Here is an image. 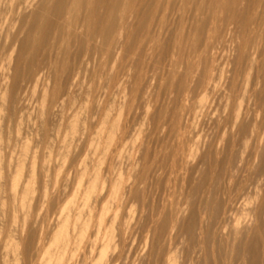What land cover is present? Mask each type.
Here are the masks:
<instances>
[{
  "label": "bare ground",
  "instance_id": "1",
  "mask_svg": "<svg viewBox=\"0 0 264 264\" xmlns=\"http://www.w3.org/2000/svg\"><path fill=\"white\" fill-rule=\"evenodd\" d=\"M183 1L185 3H189V5L192 3L196 4L194 7H196L195 10H197L198 14L195 15L193 18L191 15V19L189 20L188 23L190 24V26L189 25L187 26L189 27V31L182 32L178 36L175 35L176 36L175 40L174 38L172 39V41L173 40L175 41V43L173 44L174 48L172 49V51L170 49L172 47L171 44L165 41L166 39L164 38V36H162L161 31L157 29V27H159L160 24L164 22V17H161V13L165 6V0H13L11 3V9L14 12L16 18L15 20L17 22V24L15 23V25L17 26V30L16 32L12 31L10 37H12L11 39H13L17 45H19L18 43H20L19 46L20 48L17 46L19 50L15 51L17 53L15 57H13L14 54L12 53L13 56L10 55L11 57L9 56L10 58L9 57H8L9 59L7 58V63L9 62V64H7L8 69L5 67L7 69V72L4 73L5 83L2 85V89H1L2 92L0 94V118L2 117L3 112L5 110H7L6 113L8 116L7 115L6 116L9 117L10 120L16 118L17 113L19 112L17 111L19 110L18 109L19 101L21 100L20 92L21 89H24L23 87L24 84L26 85L29 82L34 84L36 83V85L41 84L43 85V91L41 93V104H40L41 108L39 107L40 112L38 113H40L39 116H41V127L44 132L43 137L44 139L47 138L49 135V130H48L49 129L48 123L50 120L49 117L51 118L50 115L53 112V107L59 102V100L62 97L61 95H63L64 92H66V95L67 94L71 95L70 94L71 90L74 89L72 87H74V85L77 84V83L75 84L74 81L75 80L74 72L76 70V66H78L79 64L80 66L83 65L84 58L85 59L87 58V61H91L94 59L96 60V57L99 54H105L109 57L113 55H117V57H119L122 60V62L125 61V59H127L129 55L130 56L131 54L134 55L135 56L133 62L134 67H132V70L134 71L133 68H135L136 72L130 78V80L128 78L126 84L128 87L132 86V91L134 93L142 94L144 92L143 85L139 83H142V72H143V66L145 65L144 57L146 56L147 52L151 53L150 56L152 57L153 55L151 59L155 58L154 59L155 65L158 68H160V70L163 72L160 73L159 75L160 80L158 82L160 86L165 87V88L163 87L164 88L163 91L167 89V91H165L164 93L168 92L167 94H170L171 92L172 94H174V96L171 94L173 97L170 98L171 100H169V102L167 101L168 104L164 103L163 105H161L160 104L161 102L159 103L161 105L160 106L161 109L160 111L158 109L157 111L158 113L157 112L156 113L154 112L155 114L150 113L151 110H148L149 109L147 108L148 104H146L147 114L153 116V118H151V116L149 115L150 119H153V121L155 120L156 122L155 121L153 122L152 120L150 121H152V124L153 123L154 125L156 124L155 126H157V129L160 127L162 122L169 121V124L167 123L168 126L170 125L169 135L170 137L174 135L173 136L174 138L172 139L170 138V139L171 142L174 139L173 141H175V144H172L174 143L172 142L171 143L172 145H170L169 141L167 143L166 140L165 145L164 143L162 144L165 146L163 148H165L166 150L163 149L162 146H159L161 147L160 148L161 151L163 150L161 152V154L163 153V155L165 151H166L165 154L168 153V151H170V154L168 153V156L162 155L163 158H161L160 155H158L160 154V152L158 151H157L158 153L156 152V150L159 149L158 148L155 150L158 157L154 159L153 156L154 152L151 150L152 147L150 148V152L152 151V155H150L151 153L148 150H146L147 143H145L144 145L142 144L141 146H143L144 152L142 151L141 152L144 154V157L142 153L140 151L139 152L141 153L140 160H142L141 162L143 163L141 164V162L138 160L139 162L138 163L134 162L131 166V169L129 170L130 171L129 179L132 180L134 179V181L131 182L130 185L128 184L129 186H126V182L121 175L115 180L113 179L111 190H108L109 192L107 193L108 197L106 195L104 196L103 199L100 198L102 194L99 193L100 192L99 183L101 179L99 167L102 159L101 161H99V163L97 162L98 164H96L95 166L96 168L95 173L93 174L92 178H90V182L88 186L85 187L86 189H84V193H82L84 194V198H83L84 200L82 204L83 209L80 210L79 213L77 214L78 218L77 221L75 222V226L78 227V233L77 236H75L77 239L75 241V245L79 247L84 243L85 239L87 238V233L92 223V219L84 218L85 216L84 213L88 208L91 207V201L95 199L96 201L93 200L94 202L102 203L105 197H107V200L109 198V201L104 205H102L101 209L98 212V216L96 215L97 218L96 224L98 227L97 241L101 239V244L99 248V253L92 264H105L106 262L113 261L112 259H114V256H111L112 254L110 255V258L108 257H109V253L115 248L118 247L121 248L120 249L121 251L119 252L120 256L123 253V250L125 251V247L127 244V232L128 229H130V223L125 218L123 219L122 217H120V215L115 214L110 224L109 223L108 225L106 224V231L103 235H101V238H100V233L102 227L105 226L107 215L109 214L112 208L110 207L111 205H109L110 202L117 201L119 203L123 197L124 198L126 197V195H128V197L130 196L132 198H136V200L137 199L140 200L141 202H139L140 203L139 205L143 203L142 204L143 206L145 205L147 206L148 216L146 218L147 220L149 219V221H151L152 224V230H151L153 232L152 248L149 249L150 252L147 255H145V257L142 258L143 261L141 260L140 262L141 264L142 262L146 261V259L148 260L152 259V257L155 258L154 261L157 262L163 256H165L164 264L165 263L187 264L186 261L188 262L191 261V264H202V261H198V259L197 261L194 260V258H196L195 254L197 253L196 254L197 256L198 253H200V250L204 251L205 249H208L212 245L216 247V250L213 251L217 252V254L214 255L213 258L214 263L211 261L212 264H264V232H263L264 186L261 187L260 184L258 185L257 183V186L255 187L256 189L255 192H252L253 194H251L250 197L247 196L248 199H245L246 201L242 202L244 206L246 205L245 206L246 208H248L247 206H249V208L247 210L245 208L246 213H243L240 217H236V218H232V213L237 208L235 206V203H233L232 200L229 203H226L225 201H223V199H220V197L222 196L218 197L219 190L221 189V184L226 176L225 174L227 173V178L230 181H232L235 178L236 174L239 173L238 171L240 167L241 169H243L242 168L244 167L243 165H246L245 163L241 166V163L246 162L245 159L246 156L248 155V150L250 149V147H252V145L254 146L252 148L253 149L255 148L257 152L254 154L255 161L254 159H252L254 158V155L251 158L252 149L250 150L251 154L249 153L251 155L250 161L251 160L254 161V164L251 167L253 172L251 171L250 172L251 175L249 174L250 178L252 179L254 178L255 181L258 179L256 177L259 176L264 177V145L262 144L264 142H261L263 140L261 137L262 135L261 136L258 135L259 131L257 132L258 129L256 127L257 125L255 123L256 121L255 122L254 120L252 121L254 116H252L251 120L248 118L249 122L251 121L252 123L254 122L256 124V125L253 124V127L251 123L249 124L248 121L247 122L245 121L244 116L246 114L244 113L245 114L244 116H242L241 114L242 103L240 101V99L242 100L243 98L244 100L246 98L245 96L248 95L247 93L248 91H251L249 93V95L250 94L251 95L248 96L247 99L249 97H250L249 99L251 100L256 99L257 101H260L261 103L260 106L262 105L264 106V51L262 52L259 49L258 45L255 42L256 38L250 35V31L254 28V27L252 28V26L258 23L259 36L264 38V0H255L252 2L251 0H183ZM256 3L261 8L259 12L256 10L257 9ZM208 4L211 7V9L209 10H212L213 12L219 11L220 13L217 14L218 15L221 14V16H219L220 20L226 23V25L231 26L230 30H232V34H230L231 35L230 40L232 41L233 44L232 50L235 52L233 54H236L232 56L233 57L232 61L235 62L236 60V62L241 66L235 68L236 69L235 75L233 74V76H228L226 78V83L228 85L226 88H230L231 91L229 92H231V94H234L233 96L236 98V94H238L242 88V86L240 88V86L237 83L238 82L237 77L239 75L238 72L240 73L241 71L239 70L245 67L249 68V70L256 69V71H258L257 82L258 84H261V87L259 86L260 90L254 91L253 93H252L253 89L249 88L248 90L249 86H253L250 83L252 80L253 73L251 74L252 71L250 73L246 72L247 73L245 79L246 86L245 89H242L244 90L242 94L243 96L241 95L240 99L237 96V99H239L240 101L239 106L234 112L233 119H231L232 122L226 123L227 126L231 124V127L230 125L228 126V128L226 127L227 130L230 128L229 131L227 132L224 131L225 133H223L224 137L227 136L226 140L228 139L227 140L228 147L234 150L236 146L240 145L239 146L240 148L239 151L235 153V156L231 157L227 169L226 168H225L226 170L224 169L225 173L223 174L222 172L223 170L221 171L220 168L219 170L217 169L214 170L213 175L212 172H210L209 175L208 171L212 170V168L211 170H209L210 165L212 167L216 157L221 153L220 152L221 148L217 146L215 147L214 141L209 145L201 141L202 144L195 143L192 146L191 145L188 146L189 145V143H187L188 141L186 140V138L183 137L184 141L182 138L178 142L179 137L180 138L182 137L179 136L181 135V129H182L181 126L182 118H183L182 111H184L182 109L188 106L190 111H192L193 106L192 104H191L192 107H190V105L187 104L186 106L185 104H175L179 100V97L181 96L183 97V95H186V98L190 100V97H193L194 92L196 93V90L203 88L208 89L210 84L212 83V80L214 79V75L212 74L214 70L213 49H214V44H216L214 42L215 41L218 42L221 36L217 35V33L214 36L208 34V15H209ZM1 7L3 8V6ZM183 12L184 10L182 11V13ZM192 14H193V10H192ZM216 20H218V17H215V21ZM217 29L219 28L214 27L213 29L211 28V31L215 33L217 32ZM168 36H170V34ZM166 38L167 40L171 39V37H166ZM259 41L261 42L262 40ZM228 43L230 42L228 41ZM2 45H4V42L2 43ZM258 51H261V56L263 57L260 65L257 62V57L256 58L254 57V55ZM169 54H172V59L170 60L169 65H167L168 66L167 67L164 64L165 62L164 60L166 57L169 56ZM148 57L149 55L147 56V58ZM229 57L230 56H228V58ZM230 59L231 57L229 58V60ZM87 61L85 60V62ZM233 62L231 64H233ZM146 63L148 64V62ZM92 65L94 66V64ZM161 65L162 67L165 66V68L167 69L164 68L161 69L162 68ZM237 66L238 65H236V67ZM78 68L79 67H77V69ZM246 71H248V69ZM225 73L227 74V71L225 72V70H222L221 79L224 78ZM158 74L159 73H157V75ZM101 76H103V74ZM116 79H117L116 74L113 73V75H110V77L106 82L109 81V84H114L116 82L115 81ZM159 84L154 88L157 87L159 89L160 87ZM237 87L240 89L238 90ZM163 91L161 90L162 93ZM157 92L155 93L157 94ZM229 96L231 98V95ZM198 102L199 104H195V105H198L196 106L198 107L197 109L198 110L201 109V111L200 110L199 111L203 113L202 110L205 107L206 98L204 97L200 99ZM151 105H149L150 108L152 107ZM246 106L248 108V105ZM262 107H260L261 111L263 109ZM198 110L195 112L193 111L194 116L196 117L200 115V112H198ZM55 112L57 111L55 110ZM222 117L220 116L219 120H217L219 125L220 123H222V121H224L223 119H225V117L223 118ZM120 118L121 115H119V117L116 120L109 122L110 116L107 114L105 116L104 125L97 134L98 135L97 139L102 140L103 137L102 135L103 133H105V130L107 128V134H105L106 140L104 142V145L102 144L103 145L102 153L105 155L109 152L110 146L114 143L117 136L119 135L118 134L119 131L123 130L122 129L123 123L121 124ZM80 119L75 118V120L71 123L69 129L70 136L77 134L78 131L80 130L78 127V123H81ZM225 121L223 123H225ZM223 123L222 125L225 126ZM109 124L110 127L108 128L107 126ZM164 126L163 128L161 127L160 129H158V131L161 129L163 130ZM215 129L214 131H216ZM143 131L144 133H147L145 132V130ZM211 133H213V131ZM261 133L262 132H260V134ZM155 139H157V137H155ZM221 139L225 140V138H221ZM259 139L262 140L260 141ZM254 141L257 142L258 145ZM259 141L261 142L262 145L258 143ZM149 145L150 143L148 144V147ZM225 148H227V146ZM66 149L67 152H69L68 146L66 147ZM229 149L227 154H229ZM138 150H142V147H140V149ZM29 152H30V145L28 143L23 144L22 146L23 156L27 157L29 155ZM229 156L227 158H229ZM1 159H0V215L7 213L9 215V219L12 222L17 221L19 212H23L25 216L30 217L32 210V202L34 201L35 198L34 174L36 170V162L35 161L33 162L31 175L28 178L29 180H27L26 182L23 181L24 168L26 166V162L25 160H21V159L17 161V163L13 168L14 170L11 172L10 175H8L9 179L6 182H3L1 178L4 172L3 170L5 169L2 166ZM212 159L213 161H210ZM256 160L258 161L257 163ZM217 161L218 160H216L215 163ZM247 161H249V159ZM169 162L172 164L170 165V168L172 166V169L173 170L175 169L173 172H175L176 174H177L176 172L177 169L179 171H183V173L181 172V175H179V173L175 175L174 173L175 176H180V178H175V179L176 180L179 179L178 181H181V183L178 182L179 185L177 183H175V185H177L176 195L179 194L177 198L178 199L181 198V199L177 200V202L175 203H171V204L168 203L169 205L167 204L163 207H159V206L155 207L154 205L150 206L148 203V199H150L149 192L147 194V191L149 190H147L146 183L149 177L153 176L154 179L157 180L156 187H158L161 180L159 177L161 176L162 178L161 173L159 176V172L162 171L164 168H166L165 166ZM138 164L142 166L141 172L140 171L138 172L137 170L140 169V167L138 168L137 166ZM220 164H218L217 162L216 165H220ZM263 177L262 179L259 178L260 182L261 180L264 182ZM170 181L171 180L169 178V182ZM236 184H239V182L238 183L236 182ZM175 185L173 186V188L175 187ZM166 186H168V183L166 184ZM236 187L238 188L237 192L239 193L242 192L243 190H246L247 192V189H245L248 188L247 186L237 185ZM246 192L245 191L243 192L245 193L244 195L248 194V193L246 194ZM3 193L7 194L6 196L7 201H4V198L2 197ZM239 193L237 194L236 197H234L236 198L235 199L236 201H238L237 199L239 198L238 196L240 195ZM47 194L48 193L46 190L45 196ZM247 197L245 196V198ZM234 198L232 199L234 200ZM53 199L51 201H55ZM241 199H244L242 198V195H241ZM7 203H9L10 205L9 208H6ZM71 203H73V201ZM235 214H237L236 211ZM222 218H224L225 222L228 223L231 222V226L229 230H227V232H226V227H224L225 228L224 231L222 230L219 231L218 229H215L214 225H216V223H218L217 221H219V219ZM248 218H253V220H250ZM23 222L24 225L22 226L21 229L22 231H24V229L27 227L29 228L32 227L31 226L32 223L30 225L26 219ZM71 224L73 223L71 222ZM71 224H69V215H67V217L60 222V228L54 234L52 246L43 253L41 259L42 264H69L70 261L73 260V255L70 253L72 248L71 250H69L70 244H72L71 240H73L71 239L70 236L71 233L69 232V227ZM10 227H9L10 234H13V232L15 233V231L17 233L18 232L20 233L19 229L17 230L13 229L15 230L13 231L11 230L12 228L10 229ZM28 231H29V235L27 237L26 236L22 237L18 235L16 237V234L15 236L10 235L12 238L10 239L7 247L8 250L14 256L13 264H20V262H23L24 264H32L34 259L36 261V257H35L36 250H37V254L40 253V251L42 250L41 248L42 245L40 246V244L38 243L39 240L36 239L37 236L36 233L32 232L34 230L32 229V231L31 230ZM165 236H170V237L173 236L175 238L179 237L181 239L179 240L181 241L179 243H181L183 247L181 252L186 254V258L183 259L182 263L180 262L181 257L177 253H172L166 250L165 247L166 245L163 244V240L165 239L164 238ZM77 251L78 250H76V252ZM40 255L41 254H39V256ZM206 255L207 257H205L204 260H205V264H208L210 260L209 259L210 255L208 251ZM146 264H148V262Z\"/></svg>",
  "mask_w": 264,
  "mask_h": 264
},
{
  "label": "rangeland",
  "instance_id": "2",
  "mask_svg": "<svg viewBox=\"0 0 264 264\" xmlns=\"http://www.w3.org/2000/svg\"><path fill=\"white\" fill-rule=\"evenodd\" d=\"M12 1L13 0H0V5L3 6V8L0 6V20H1L0 21V39H1L0 40V94L2 92L1 91L2 85L5 83L4 73L7 72V69H8L7 64H9V62L7 63V58L10 55L13 56V54H14L13 57H15L17 55V53L15 51L16 50L18 51L19 50L18 47L20 46V43L17 42L19 44V45H17L16 42L13 39H11L12 37H10V35L12 34V31L16 32V30H17V26L15 25V23L17 24V22L15 20L16 18H15L14 12L11 9ZM252 1H255V0H251V2ZM193 4L194 3L189 5V3H185L183 0H169V1L165 0V6H164V9L162 11L163 14L161 13V17H164L165 24L163 22L162 24H160L159 27H157V29H159L161 31L162 36H164V38L166 39L165 41L171 44V46H172L170 48L171 51L174 48L173 44L175 43L174 40H175L176 36H178L182 32L189 31V27H187V26L188 25L190 26V24H188V23H189V20L191 19V15L193 18L195 15L198 14L197 10H195L196 7H194L196 4H194V5ZM256 5H257L256 10L259 12L261 10V8L259 7V5L257 3H256ZM208 7H209L208 8V14H209L208 15V34L214 36L217 33V35L221 36L220 40L218 42H216V41L214 42V43H216V44H214V49H213L214 70H213L212 74L214 75V79L212 80V83L210 84L208 89L203 88V89L196 90V93L194 92L195 96L193 95L194 98L190 97V100H189L188 98H186V95H183V97L181 96L182 98L179 97V100L177 101L178 103L176 102L175 104H185V106L187 104V105H190V107L193 106L192 111H190L188 106L185 107L186 109L185 108L182 109V110H184V111H182L183 112V118H182V123H181L182 129H181V135H179L182 137L180 138L179 136H177V137H179L178 142L183 137L186 138V140L188 141L187 142V143H189L188 146H190V145L192 146L195 143L200 144L201 141L203 143H206L209 145L210 143H213V141H214V146L221 148L220 149L221 153L216 157V159L214 158L215 161L218 160L217 161L218 164H220V163L221 164L216 165L217 162L215 163V161H214L212 167L210 165V169H209V170H211V168H212V170L208 171L209 175H210V172H212V175H213L214 170H216V169L219 170L220 168H221V171L223 170L222 172L224 174L225 170L228 167V163H229L231 157H234L235 153H237L239 151L240 145L236 146L234 148V150L231 149L230 147H228V145H227L228 139L226 140L227 136L224 137L223 133L229 131L230 128L228 130H227V128L229 125L231 127V124H229L227 126L226 123L232 122L231 119H233L234 112L238 108L240 101L242 103V109H241L242 116H244L245 114L247 115V118L245 115L244 119L246 122L248 121L249 124L251 123L252 127H253V124H255V123L257 124V125L255 124V125L258 129L257 132L259 131L258 135H260V136L262 135L261 137L263 139V140L261 139L262 141L259 139L261 142H264V138H263L264 137V121H263V119H264V106L263 105H262L263 107L260 106L261 105L260 101H257L256 99L251 100V99H249L250 97L247 99V97L251 95V94L249 95V93L251 91L247 92L248 95L245 96L246 98L244 100L242 97H241L242 100L240 99V96L243 94V91H244L242 89H245V86H246V81H245L246 75H247V73H250L251 71H252L251 74L252 73L253 74H252V80L250 83L253 86H249L248 90H249V88L253 89L252 93L254 91L260 90L261 84H258V82H257L258 71H256V69H250L249 70V68L245 67V68H241L242 70L241 69L239 70L242 72L244 69V71L242 72L243 74L241 72L240 73L238 72L239 75L237 74L238 75V77H237L238 82L237 83L240 86V88L242 86V88H241L242 92H241V90H240V92L238 91L239 93L236 94V98L233 96L234 94H231V92H229V91H231V89L226 88L228 86L226 83V78L228 76H233V74L235 75V70H236L235 68H238L241 66L236 62V60H235L236 63L232 61V59H233L232 56H234L236 54H233L235 52L232 50L233 44H232V41L230 40L231 39L230 34H232V30H230L231 26L226 25V23H224L220 20L219 16H221V14H219V15L217 14V13H220L219 11L213 12L212 10H209V9H211L209 4H208ZM180 9H182V10H180ZM183 10H184V12L182 13ZM192 10H193V14H192ZM179 17L180 18L182 17V18L180 19ZM215 17H218L219 21L218 20L215 21ZM182 19H183V21H182ZM178 21L180 22V24ZM224 26L226 27V29ZM214 27L219 28V29H217V32H215V33L211 31V28L213 29ZM222 28H224V29H222ZM252 28L253 29L250 31V35L252 37L256 38L255 42L258 45L259 49L263 52L264 51V46H263L264 45L263 44L264 38L259 36V24L256 23L255 25L252 26ZM162 30H163V32H162ZM230 31H231V33H230ZM8 32H9V34H8ZM15 32H13V33H15ZM169 34H170V36H168ZM220 34H222V35H220ZM7 35H9V36H7ZM9 37H10V39H9ZM166 37H171V39L167 40ZM173 38H174V40L172 41ZM12 40H13V42H12ZM221 40H223V41H221ZM259 40H262V41L260 42ZM2 41L4 42V45H2V43H3ZM228 41L230 43H228ZM1 45H2V47H1ZM261 51H258L254 55L255 58L257 57V62L259 65H260L261 60L263 58L261 56ZM253 53H255V52H253ZM226 54H227V56H226ZM100 55H101V57H100ZM148 55H149V57L147 58ZM150 55H151V53H149V52L146 53V56L144 55L145 56L144 57L145 65L143 63L144 66H143V72H142V83H139V84L143 85V89H144V92L142 93L143 95L134 93L132 91V86L128 87L126 84L128 78L130 80V78L136 72L135 68H133L134 71L132 70V67H134L133 66V62L135 59L134 55H132V54H131V56L129 55L127 57V59H125V61H123V62L119 57H117V55H113V56L109 57L105 54H99L96 57L97 61L95 59L91 60V61H87V58L86 59L84 58L83 59L84 60L83 61L84 67H83V65L80 66V64L78 66H76V70L74 72V78H75L74 81H75V84L76 83L77 84L74 85V87H72L74 89H72L73 91L71 90V93H70L71 95H69V94L66 95V92H64L63 95H61L62 97L59 100V102L53 107V112L50 115L51 118L49 117L50 120L48 123L49 135L45 139L43 137L44 132H43V129L41 127V116H39L40 113H38V112H40L39 110L41 108L40 104H41V93L43 91V85L37 84L38 85L37 86L36 83L34 84V83H30V82H29L30 84L29 83L26 85L24 84V86H23L24 89H21V92H20L21 93L20 94L21 100L19 101V108H18L19 110H17L19 112L17 113L16 118L10 120V118L7 117L8 116L6 113L7 110H5L3 112V115L1 117L3 120L0 118V159L2 158L1 162H2V166L5 170H3L4 172H3V176L1 178V180L3 182H6L9 179L8 175H10L11 172L14 170L13 168L19 159L25 160V162H26V166L24 168V179H23L24 182L29 180L28 178L31 175L32 164L34 161L36 162V170H35V174H34V178H35L34 197L35 198H34V201L32 202V210H31L30 217L25 216L23 212H19L17 221L12 222L9 219V215L7 213H6L7 215L6 214L0 215V264H13V262H14L13 261L14 256L8 250V247H7L10 239L12 238L11 236H15V234H16V237H17V235L22 236V237H24V236L27 237L29 235L28 230L32 231V229L34 230L32 232L36 233V235H37L36 239L39 240L38 243L40 244V246L42 245L41 246L42 250L40 251V253L37 254V250H36V252H35L36 261L34 259L32 264H42L41 259H42L43 253L52 246L54 234L59 230L60 222L64 218H66L67 215H69V224H71V222L73 223L69 227V232L71 233L70 236H71V239H73V240H71V243L73 245L70 244L69 250H71V248H72L70 253L73 255V260L70 261L69 264H92L95 261L97 255L99 253V248H100V244H101V239H99L97 241L98 227L96 224L97 223L96 215L98 216V212L101 209L102 205H104L105 203H107L109 201V198L107 200V197H108L107 193L109 192L108 190H111L113 179L115 180L116 178H118L121 175L126 182V186H129L130 183L134 181V179L133 180L129 179V173H130L129 170L131 169V166L134 162L138 163L139 161L140 162L142 161V160H140V158H141L140 154L142 152H144V148H143V146H141L142 144L144 145L145 143H147L146 144L147 149L146 148L145 149L148 150L149 152H150V148L152 147L151 150L155 154V155L153 154L154 159L157 158L158 155H160V157L163 158L162 157L163 153L161 154V152L163 150L161 151V149H160L161 147H159V146H162V148L165 147L164 145L166 142L168 143V141H169L170 145L175 144V141H173L174 139L172 140V142H174V143L171 142V139L174 138L173 137L174 135L173 136L171 135L172 137H170V135H169V132H170V130H169L170 125L168 126L169 121L168 122H162L158 129H160L161 127L163 128V126L165 124L164 129L163 130L161 129L158 131L157 126H155L156 124L155 125H154V123L152 124L153 119H150L151 115L147 114L146 104H148L147 105V108H149L148 110H151L150 113L155 114L158 111V109L160 111L161 105H163L164 103L168 104L169 100H171L170 98L174 96V94H172L170 91H169L170 94H167L168 92L164 93L165 91H167V89L163 91V89L165 87L160 86V84L158 82L160 80L159 75H160V73H163V72L160 70V68H158L155 65V60H154L155 58L151 59L153 57V55H152V57ZM170 55H171V57H170ZM228 56L231 57L230 60H229L230 57L228 58ZM224 57L226 59L227 58L228 59L226 60ZM171 59H172V54H169V56L165 58V60H164L165 62L163 61L164 64L166 66L169 65V62ZM85 60L88 63L85 62ZM103 60H104V62H103ZM145 61L148 62V64ZM232 62H233V64H231ZM92 64H94V66ZM236 65H238V66L236 67ZM77 67H79V68L77 69ZM105 67L108 69H106ZM161 67H162V65H161ZM163 68L167 69V68H165V66L162 67L161 69H163ZM229 68H230V70H229ZM245 69L246 70L248 69V71H246ZM222 70H225V72L227 71V74L225 73V75H224V78H223L224 80L221 79ZM102 72H104V73H102ZM113 73L116 74V77H117V79L115 80L116 82L115 83L113 82L114 84H109V81L108 82H106V81L108 80L110 75H113ZM157 73H159V74L157 75ZM102 74H103V76H101ZM254 74H256V75H254ZM158 84L160 86L159 87L160 90L157 87L154 88L155 86H158ZM104 85H105V87H104ZM240 88H238V90ZM155 89H156V91H155ZM161 90L163 91L164 94L161 92ZM154 91L155 92L158 91L160 94L158 92L156 94ZM228 94L231 95V98ZM155 95H157V96H155ZM33 96H35V97H33ZM37 96H38V99H37ZM232 96H233V98H232ZM237 96L240 99V101H239V99H237ZM152 97H153V99H152ZM204 97L206 98V103H205L204 109L202 110L203 111V113H202V112H200L201 109H199L200 111L197 109L198 107H196V106H198V105H195V104H199L198 101ZM155 99H156V101H155ZM62 100H63V102H62ZM21 101H24V102H21ZM163 101H166V102L168 101V102L166 103ZM191 104H192V106H191ZM149 105H151L152 107L150 108ZM246 105H248V108ZM249 105H251V106H249ZM107 106H109V107H107ZM24 107H25V109H24ZM260 107L263 108L262 111H261ZM97 108H98V110H97ZM99 109L101 112L99 111ZM55 110L57 112H55ZM197 110H198V112H200V115L196 117V116H194V112ZM246 110H248L249 112ZM253 111H254V113H253ZM107 114L110 116L109 122L116 120L119 117V115H121L120 119H121V124L123 123L122 124L123 130L119 131V133H118L119 135L117 136L114 143L110 146L109 152L105 155L102 153V150H103L104 142L106 140L105 134H107V128L105 130V133H103V135H102L104 137V138L102 137L103 141L97 139V137H98L97 134L101 130V128L103 127L104 121H105V116ZM249 115H251V116H249ZM145 116H146V118H145ZM220 116L225 117V119H223L224 121L227 120V121H225V123H223L224 121H222V123L225 126H223L222 123H220V125H219L217 120H219ZM252 116H254L253 119H252ZM260 116H261V118H260ZM6 117L9 119H7ZM75 118H79V119L81 118L82 119V120L80 119L81 123H78V127L80 130L78 129L79 131L77 134L70 136V134H69L70 125L75 120ZM151 118H153V116H151ZM214 118H217V119H214ZM248 118L250 120L252 119V121L254 120V122L255 121L256 122L255 123L254 122L252 123L251 121L249 122ZM146 119H147V121H146ZM246 119H248V120H246ZM150 120H152V121H150ZM261 121H263V122H261ZM219 122H221V121H219ZM4 125H6V126H4ZM259 126H260V128H259ZM107 127L109 128L110 124ZM154 127H155V129H154ZM146 129H148V130H146ZM214 129L216 131H214ZM143 130H145V132H147V133H144ZM154 131H156V132H154ZM212 131H213V133H211ZM260 132H262V133L260 134ZM155 137H157V139H155ZM214 137H215V140H214ZM184 138H183V141H184ZM221 138H225V140H223ZM93 139H95V140H93ZM160 141H162V142H160ZM260 141L258 142L259 144H261ZM25 143H28L30 145V152H29V155L27 157H24L23 153H22V146ZM149 143H150V145L148 147ZM154 143H156V144H154ZM163 143H164V145H162ZM255 143L257 144V142H255ZM262 144L264 145V143H262ZM138 145H139V147H138ZM67 146L69 148V152H67V149H66ZM101 146H102V148H101ZM226 146H227V148H225ZM140 147H142V150H138V149H140ZM252 147H254V146L252 145ZM252 147H250V149L248 150V155H247L248 157L246 156V159H245L246 162L241 163V166L246 163V165H243L244 166V167H242L243 169H241V167H240V169L238 171L239 173L236 174L235 178L232 181H230L227 178V173H226L225 174L226 176L224 175L225 179L223 180V182L221 184V189L219 190L218 197H220V196L223 197V198L220 197V199H223V201H225L226 203H229L232 200L233 203H235V206L237 207L235 210L237 214H235V211H234L232 213V218L240 217L243 213H246V211H245L246 205L244 206V204H242V202L243 201L245 202L246 201L245 199H248V197H250L251 194H253L252 192H255V190H256L255 187L257 186V183H258V185L260 184L261 187L264 186V184H263L264 182L262 180H261L262 183L260 182V179H262L263 176L262 177L261 176L256 177L258 179L255 181H254V178L253 179L250 178V175H251L250 172L252 171L251 167L255 161V155L254 154L257 152V150L255 148L253 149ZM158 148L160 149V151ZM156 149H158V150H156ZM163 149H165V148H163ZM228 149H229V154H227ZM251 149H252V151H251L252 154L250 153ZM155 150H156V152L157 151L160 152V154L157 155ZM169 150H170V148H169ZM139 151L140 152L142 151V152L140 153ZM152 151L150 152L151 154L149 153L150 155H152ZM167 151H168V149H167ZM165 152H164V155H166V156H168V153L170 154V151H168V153H166V154H165ZM142 155L144 157L143 153H142ZM229 155H231V156H229ZM253 155H254V158H252ZM228 156H229V158H227ZM250 156L252 159H254V161L253 160L250 161V159H251ZM152 157H151V159H152ZM101 159H102V161H101ZM248 159H249V161H247ZM257 160H259V159H257ZM257 160H256V163L258 162ZM99 161H101V164L99 167V171L101 174L100 175L101 179H100V183H99V189H100L99 193L102 194L100 196V198L103 199L104 196H106V195H107V197H105V199L103 201L101 200L102 203L101 202L96 203V202H94L96 200L93 199L94 201L93 200L91 201V207L88 208L86 210V212L84 213V215H85V216L83 215L84 218L85 219H88V218L92 219V223H91V226H90L89 231L87 233V238L85 239L84 243L78 247L75 245V241L77 240L75 236H77V233H78V227L75 226V222L77 221V218H78L77 214L79 213L80 210L83 209L82 204H83V200H84L83 199L84 194H82V193H84V189H86L85 187L88 186V184L90 182V178H92L93 174L95 173V169H96L95 166H96V164L99 163ZM210 161H213V159ZM224 162H225V164L226 163L227 164L225 165ZM142 163L143 162H141V164ZM214 163H215V165H214ZM139 164L137 166H138V168L140 167V169H137V170H138V172L139 171L141 172L142 166H140L141 164L140 165ZM168 164L165 166L167 169L164 168L162 171L159 172V176L161 173L162 178H164L166 175V177L164 178L165 180L162 179L161 176L159 177L161 179L160 184H159L160 187H159V185H158V187H156L157 186L156 185L157 180H155L153 176H150L147 183H146L147 190H149V191H147V194L149 192V198L150 199H148V203L150 206L154 205L155 207H158V206L163 207V206L167 205L168 203L169 204L175 203V202H177V200L181 199V198H179V199L177 198L179 194L176 195L177 194V192H176L177 191V188H176L177 185H175V183H177V184H178V182L181 183V181H178L179 179L178 180L175 179V178H180V176H175V175H177L178 173H179V175H181V172L183 173V171H179L177 169L176 170L177 174H176L175 172H173L175 169L173 170L172 166L170 168V165H172V164L171 163L169 165ZM214 166H216L217 168ZM174 173H175V175H174ZM169 178L171 180L170 181L171 183L169 182ZM175 181H177V182H175ZM243 181H244V183H243ZM236 182L237 183L239 182V184H236ZM255 182H256V184H255ZM167 183H168V186H166ZM173 184L175 185L174 188H173V186H174ZM261 184H263V185H261ZM237 185L247 186L248 188H245V189H247V192H246V190H243L240 193L237 192V190H238V188L236 187ZM148 188H150V189H148ZM46 190H47L48 194L45 196ZM244 191L246 192V194L247 193L248 194L244 195L245 194V193H243ZM158 192H160V193H158ZM238 193L240 194V195H238L239 198L237 199L239 202L235 200L236 198H234L237 196ZM241 195H242V198H244V199H241ZM6 196H7L6 193L2 194L4 201H7ZM122 196H121V198H122ZM245 196L246 197L248 196V197L245 198ZM56 197H57V199H56ZM126 197H128V195H126ZM126 197L125 198L123 197L124 199L122 198V200L119 203L117 201L116 202L115 201L110 202L109 205H111L110 207H112V208H111V211L109 212V214L107 215L105 226L102 227V230L100 233V238H101V235H103L106 231V224L107 225H108V223L110 224V222L112 221L113 216L115 214L120 215V217H122L123 219L125 218L130 223V229H128V232H127V244L125 247V251L123 250V253L120 256L119 252L121 251L120 250L121 248L118 247V248L113 249L109 253L108 258H110V255L112 254L111 256H114V259H112L114 262L110 261V262H106L105 264H141L140 263L141 260L143 261L142 258L145 257V255H147L150 252L149 249L152 248L153 232L151 231L152 230L151 221H149V219L147 220V218H146L148 216L147 206L146 205H145L146 207L143 206L142 205L143 203L141 205H139L140 204L139 202H141V201L138 199L136 200V198H132L130 196L128 198H126ZM170 197H172V198H170ZM231 197L234 198V200ZM156 198H157V200H156ZM52 199L55 201H51ZM149 200L151 203L149 202ZM46 201H47V203H46ZM72 201H73V203H71ZM75 203H76V205H75ZM159 203H161V204H159ZM116 204H117V206H116ZM9 206H10L9 203H7L6 208H9ZM79 207H81V208H79ZM116 207H117V209H116ZM247 207L249 208V206H247ZM248 208H246V210ZM90 210H91V212H90ZM123 215H124V217H123ZM25 219L28 221V223L30 225L32 223V225H31L32 227H30V228L27 227L24 229V231H22L21 229H22V226L24 225L23 221H25ZM248 219L253 220V218H248ZM120 220H122V219H120ZM146 220H147V222H146ZM217 222L218 223H216V225H214V226H215V229H218L219 231H221V230L224 231L225 230L224 227H226V232H227V230H229V228L231 226V222H229V223L225 222L224 218L219 219V221H217ZM10 226H12V227H10ZM9 227H10V229L12 228L11 230L19 229L20 233L19 232L17 233L15 230H13V231H15V233L13 232V234H10L9 233V231H10ZM6 229H7V231H6ZM27 231H28V233H27ZM263 232H264V228H263ZM169 237L170 236H165L164 237L165 239L163 238L164 239L163 244L166 245L165 246L166 250H168L169 252L177 253L181 257L180 262L182 263L183 259L186 258V254L181 252L182 248H183L182 244L179 243V242H181V241H179L181 239L179 237L178 238H175L173 236H171L170 238ZM168 238H169V240H168ZM116 240H118V239H116ZM211 247H209L208 249H205L204 251H201L199 249L201 255H200V253H198V255L196 256V254H197L196 253L195 254L196 258H194V260L197 261V259H198V261H202V264H205L204 259H205V257H207L206 253L208 251V253L210 255L209 256V259H210L209 263L212 264L211 261L214 263L213 258H214V255L217 254V252L213 251V250H216V247H214L213 245ZM76 250H78V251L76 252ZM117 253H118V255H117ZM212 253H215V254H212ZM36 254H37V256H36ZM39 254H41L40 255L41 257L39 256ZM203 255H204V258H203ZM38 257L40 258V260ZM152 259H149L150 261L148 259H146V261L142 262V264L143 263L146 264L147 262H148V264H164V262H165V256L161 257L157 262L154 261L155 258L152 257ZM186 263L191 264V261L190 262L186 261ZM20 264H24V263L20 262Z\"/></svg>",
  "mask_w": 264,
  "mask_h": 264
}]
</instances>
